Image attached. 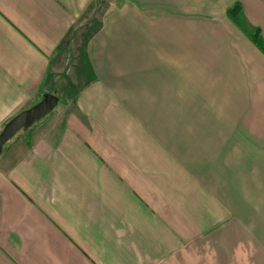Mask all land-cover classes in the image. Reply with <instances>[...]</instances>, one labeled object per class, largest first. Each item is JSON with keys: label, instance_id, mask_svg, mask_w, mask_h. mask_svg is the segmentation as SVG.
<instances>
[{"label": "crops", "instance_id": "obj_1", "mask_svg": "<svg viewBox=\"0 0 264 264\" xmlns=\"http://www.w3.org/2000/svg\"><path fill=\"white\" fill-rule=\"evenodd\" d=\"M264 0H0V264H264Z\"/></svg>", "mask_w": 264, "mask_h": 264}, {"label": "water", "instance_id": "obj_2", "mask_svg": "<svg viewBox=\"0 0 264 264\" xmlns=\"http://www.w3.org/2000/svg\"><path fill=\"white\" fill-rule=\"evenodd\" d=\"M57 102L58 97L55 93L46 92L40 101L14 115L0 131V152L4 143L19 129L28 127L33 121L51 111Z\"/></svg>", "mask_w": 264, "mask_h": 264}, {"label": "trees", "instance_id": "obj_3", "mask_svg": "<svg viewBox=\"0 0 264 264\" xmlns=\"http://www.w3.org/2000/svg\"><path fill=\"white\" fill-rule=\"evenodd\" d=\"M226 16L234 22L249 38V40L264 54V39L260 30L256 27H248L245 24L239 2L233 3L225 10Z\"/></svg>", "mask_w": 264, "mask_h": 264}]
</instances>
